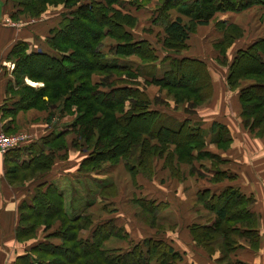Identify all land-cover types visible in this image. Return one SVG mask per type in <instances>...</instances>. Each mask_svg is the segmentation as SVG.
<instances>
[{
    "label": "trees",
    "instance_id": "trees-1",
    "mask_svg": "<svg viewBox=\"0 0 264 264\" xmlns=\"http://www.w3.org/2000/svg\"><path fill=\"white\" fill-rule=\"evenodd\" d=\"M11 1L18 6L17 13L31 17L40 16L49 5L62 4L65 11L61 13L58 26L50 28L45 49L29 52L25 40H17L9 49L7 58L14 63L12 75L16 88L11 90L8 86V91L16 100L12 101L11 108H0L1 116H14L19 110L30 108L50 112L55 109L60 116H73L62 132L49 133L37 142L23 143L4 154V177L9 185L36 182L30 201H22L18 206L16 239L34 238L38 227L47 232L26 253L16 256L13 264H186L183 254L162 238L149 236L131 241L112 218L94 222L90 213L68 216L63 194L53 183L44 180V175L50 170L56 152L67 148L66 134L72 133L71 145L88 152L79 166L83 173L99 170L107 162L117 164L123 160L134 180L138 173L150 176L154 159L160 158L170 175L182 180L186 175L181 165H190L187 174L194 175L193 161L209 158L215 159L207 169L209 175L211 172L210 182L232 180L233 175L219 167V163L226 160L206 150L210 144L223 149L230 145L232 137L228 127L213 122L205 129L189 117L177 118L157 109L153 106L155 99L140 87L142 79L145 84L153 83L174 91L179 97L174 99L175 105L189 101L192 107L197 106L212 95L206 63L198 58L170 54L160 58L158 48L148 39L135 35L133 29L138 19L127 9L124 0ZM149 1L131 0L130 3L142 6ZM157 2L156 21L159 19L163 28L157 44L165 52L173 53L186 49L196 26L208 24L216 12H240L254 5L264 9V0ZM170 9L176 10L178 15L172 18ZM217 28L223 35L214 43L216 59L226 64V51L243 35V30L225 21L217 22ZM242 59L250 61L253 67L238 68ZM158 60L168 62L161 76L154 71L144 72L143 66L152 67ZM247 76L251 81L241 86ZM25 78L43 85H28ZM226 83L230 88H238L244 127L255 136L263 137L264 36L236 50ZM3 131L13 133L7 128ZM112 186L105 185L103 194L107 189L110 193ZM197 201L216 215L207 223H194L189 227L197 245L208 248L217 244L227 256L234 251L238 238L257 239L253 229L256 220L249 210L252 196L228 185L219 194H211L209 189L199 190ZM135 202L151 226L156 220V211L161 212L166 207V203L141 198ZM115 238L127 240V247H108V242Z\"/></svg>",
    "mask_w": 264,
    "mask_h": 264
},
{
    "label": "crops",
    "instance_id": "crops-1",
    "mask_svg": "<svg viewBox=\"0 0 264 264\" xmlns=\"http://www.w3.org/2000/svg\"><path fill=\"white\" fill-rule=\"evenodd\" d=\"M152 1L147 2V4ZM253 8L258 9L261 6L254 5L240 12H245ZM236 13L234 11L216 12L208 24L196 26L195 31L187 41V49L171 53L172 56L198 58L206 63L212 82V95L207 99L209 103H206V105L198 110L199 123L208 129L213 122H219L226 125L230 130L233 143L229 149L214 151L212 148L216 145L213 144L208 145L206 149L212 153L219 154L221 158L226 160L225 163L230 162L226 166L222 164L220 168L227 170L234 178L232 180L225 178L216 183L209 181V184L203 187L199 177L186 175L187 177L182 180L166 184L164 185L165 187L160 186V189L157 187V192L162 194L160 196H162V200L166 203V207L161 212L166 214V217L172 218V225L170 226L169 222L168 226L163 229L162 235H148V230L138 227L137 223L132 220L130 224L125 225L126 228L118 224L126 231L131 241L134 239V241H137L149 236L166 240L183 254L184 263L186 264H264V136L254 137L244 127L240 116L241 106L238 98V89L229 90L226 83L227 66L223 67L224 72L220 73L219 76L216 68L218 64H221L218 63L216 59L217 52L213 48L214 43L223 35L222 30L217 28L220 31H216L213 19H216L217 22L225 21L227 23H233L243 29L239 21L233 17ZM169 14L172 18L178 15L174 9H170ZM4 17H6L5 10L0 6V108L3 106L11 108L12 101L16 100V97H13L11 91H8V86L13 90L16 88V85L14 84L12 75L13 67H11L14 64L7 58L8 51L17 40H25L29 46L34 44L32 39L34 35H37L35 33L37 31L40 32L44 28L47 30L51 26H49L50 23L42 21L39 24L33 25L34 33L22 32L19 27H13L8 24L5 26L3 24ZM183 18L185 20L187 19L186 17ZM207 27L210 28L209 32L215 30L217 34L216 38L211 37V43H207L209 38L205 33L202 35ZM261 35H257L251 40H246L243 35L237 38L226 51L227 62L229 63L233 59L235 51L237 50H234L235 44L239 43V40L242 41L241 38L244 43L239 48H244L256 38L261 37ZM196 36L200 37L201 42L196 40ZM212 43L213 47L210 50L203 45L207 44L209 47ZM158 64L162 65L159 62ZM163 70L162 67V70L156 72V75L161 76ZM25 82L31 85H40V83L32 82L28 78H25ZM242 85H247V82L242 83ZM1 115L2 112H0V131H3V128H7L13 133L20 130L27 132L30 138L24 143L25 145L37 142L41 137L49 133L62 132L64 129H67L66 127L73 119V116L68 115L60 118V116L55 114V109H52L50 112V110L46 109L39 110L30 108L28 110H19L14 116L4 114L2 117ZM72 138V133L66 134L65 140L67 142V148L56 152L50 170L44 175V180L48 181V183H53L58 192L63 194L65 212L68 216L81 214L70 213L73 205L77 203L73 198L78 191H92L90 195L96 196L93 201L87 198V208L95 200H97L98 204L101 202L99 205L100 209H105L104 206L107 204H116L115 198L118 195L119 187L113 179L115 175L112 168L117 167L120 163L111 164L107 162L101 169L89 173L79 171L80 163L87 156L88 152L83 149L79 150L74 148L71 145ZM63 154H66V156L62 157ZM24 158H26V155H24ZM209 176H211V172ZM130 179L132 182L131 177ZM63 183L65 186H68L71 192V195H69L71 199L68 205L66 199L67 187H64ZM35 184L36 182L30 180L22 185H9L4 177V154H0V264H13L16 256L26 253L34 242L42 240L47 233L43 231V227H38L34 238L26 241H18L15 237V229L19 218L18 206L22 201H30ZM107 184H113L110 189L111 192L109 193V189H107V192L103 194V187ZM228 185L236 186L243 194L253 197V202L249 206V210L254 213L256 220L253 229L256 230L257 239L253 238L251 240L245 236L238 238L234 251L224 256L217 244L211 245L208 248L197 245L192 239L189 227L194 223H207L216 216L213 211L208 210L197 201V192L199 190L209 189L211 194H219ZM129 204L132 206L135 205L137 210L140 209L134 197L129 200ZM68 206L70 207V211ZM111 211H115V208ZM116 212L106 211L108 214L105 219H116L117 217H114L116 216ZM90 214L93 215L92 213ZM114 221L115 223L117 222L116 220ZM8 242L11 243V246L7 245ZM115 246L123 247V245Z\"/></svg>",
    "mask_w": 264,
    "mask_h": 264
},
{
    "label": "rangeland",
    "instance_id": "rangeland-1",
    "mask_svg": "<svg viewBox=\"0 0 264 264\" xmlns=\"http://www.w3.org/2000/svg\"><path fill=\"white\" fill-rule=\"evenodd\" d=\"M130 1L131 0H124V4H126L127 9L130 12L134 13L137 16L138 23H137L136 27L133 29L135 35L137 37H140V38L149 39V41L156 48L159 49L160 58H162L166 54L171 55V53H173V52H170V50L168 52H165L166 50L161 49L160 46L157 44V40L161 37V34L163 33L162 22L159 19H158V21H156V19H157L156 16H157L158 12L155 11V9L158 7L157 6L158 0H153L149 4L144 3L142 6L132 5L130 3ZM0 6L4 8L5 13H6V17H4L3 24L5 26H7V24H8V25H11L13 27H19V28H21L22 32L27 31V32L34 33V30L32 28L33 25L39 24L42 21L50 23L49 26H51V27L48 26L49 28L47 30H46V28H44V29L40 30V32L37 31V33H35L37 35H34V34H33L34 36L32 35L33 36L32 41L34 42V44H31L30 46L28 45L29 52L31 50H34V49H45L46 48L45 38L49 35L50 28L58 26L59 21L61 20V13L63 11H65V8L63 7L62 4L49 5L47 7V10L45 12H43L40 16L31 17V16H28L26 14L17 13V10H18L17 7L18 6H16L15 3L11 0H0ZM263 14H264V9L261 7L258 9L253 8V9L247 10L245 12H237L236 14L233 15V17H235L239 21V23L242 25V27H243L242 30L244 32L243 36L246 38V40H251L254 37H256L257 35L259 36L263 33V30H264V15ZM13 15L16 18L13 17ZM213 21L215 22L216 31L217 32L220 31L217 29L216 19H213ZM206 31L209 32L210 28L207 27L204 30V32L202 33V35L205 33V35L209 38L207 43H211L212 42L210 40L211 37L213 36L214 38H216L217 34H216L215 30H212L209 33H207ZM261 36H264V33ZM196 40L198 42H201V39L198 36H196ZM241 40L242 41L239 40V43L235 44L234 50L243 46L242 43H244V41L242 38H241ZM203 45L206 46L208 48V50L212 49V47H213V43H212V45L210 44L209 47L207 46V44L206 45L203 44ZM28 49H27V51H28ZM132 59H137V58L133 57ZM158 62L162 63V65L158 64ZM218 63H220V62H218ZM230 63L231 62H229V63L227 62L226 64L220 63L222 66L219 64L217 65L216 70L219 72V76H220V73L224 72L223 67L227 66V69H228ZM251 64L252 63L250 61H248L247 59H242L238 65V68L242 69V68H245L248 66L253 67ZM167 65H168V62L163 63L161 61H156L152 64V67L148 66V67H150V70L148 69V67H145V66H143V68H144L145 73H148L151 71H154L156 73L159 70H162V67H163V69L165 67H167ZM13 67H14V65H13ZM247 78L248 79L241 81L240 85H242V83H245V82L248 83V81H251V78L249 76H247ZM24 81H25V79H24ZM36 83H40V85L39 84L31 85L29 83H26V84L31 85V86H35V87H40L43 85L42 82H36ZM140 83H141L140 87L145 89L146 94L152 100L155 99L154 101L156 103L153 104V106L155 108L164 110V111L170 113L171 115L176 116L177 118L189 117L191 119V121L199 124L200 118L198 116V110L200 108H202L204 105H206V103L208 104L209 103L208 100H204L202 103H200L194 107H192L190 104H188L189 101H185L182 104L175 105L174 99L179 98V97L177 95H174V91H168L166 88H162L159 85H156L153 83L145 84L142 79L140 80ZM235 89H238V88H230L229 87V90H235ZM11 95L14 96L12 93H11ZM185 95L186 94H184L183 96H185ZM187 97H189V96L187 95L184 98L186 99ZM188 109H190V110H188ZM55 114L60 116L58 113V110L55 111ZM61 117H63V116H60V118ZM135 124H137V122ZM200 127L205 128L203 125H201ZM246 129L248 130V132H250L248 128H246ZM20 131H23V130H20ZM17 132H19V131H17ZM17 132H15V133H17ZM23 132H25V131H23ZM250 133L254 137H257L252 132H250ZM231 137H232V135H231ZM208 139H209V136L207 134V140ZM232 143H233V140L226 149L220 148L218 146H215V147L213 146L212 150H214V151L221 150V149L227 150L231 147ZM213 145H215V144H213ZM208 148H210V147H208ZM0 154H2V153H0ZM216 155L219 156V154H216ZM214 160L215 159L203 158L202 160L193 161V167H194V171H195L194 175L196 177L200 178V181H201L203 187L205 185L209 184V179H208L209 173L207 172L208 171L207 169L209 167L211 168V163L214 162ZM118 163H120V164H118ZM118 163H117L118 164L117 167L116 166L113 168L111 167L112 171L114 172V175H115V176H113L114 177L113 179L115 180V182L117 183V185L119 187L118 195L115 198L116 204H114V203L107 204L105 209H100L99 205L101 202L98 204L97 200H95L93 202V204H91V206H89L87 208V204H86L88 201L87 198H90V201H93L96 198V196H93L92 194L90 195V193H92V191H85V192H83V191L79 192L78 191L77 194H75L76 196H74V198H73V200L77 203H75L73 205V208L71 211H70V207L68 206L70 213L75 214V213H89L90 212L93 214L92 216L94 218V222H98V221H102L105 218H107L106 215L108 213H106V211H110L112 213L117 211L115 213L116 216H114V217H117L116 219L114 218V220L117 221L116 222L117 224L124 226L126 228L125 225L130 224V221L132 220V221L137 223L138 227H140V228L142 227V229L148 230L149 231L148 235H150V234H152L153 236H155L157 234L162 235L163 229H165L168 226V223L170 222L169 225L170 226L172 225L171 224L172 218H168V217H166V214H163L162 212L156 211L157 217H156L154 224L151 226L150 224H148V222H147L148 219H146L147 216L144 212L141 211V208L139 210H137L135 208V205L132 206L129 204V200L132 197H134V199L141 198L143 201H154V203H164V201L162 200V196H160L162 194H160V192L159 193L157 192V187H158V189H160L159 188L160 186L165 187L164 185L177 182L178 179L172 177L170 175L169 170L167 168L163 167V165H162L163 160L160 158L154 159L153 172L150 176L147 177V176H144L142 173H138L135 176V179L132 180V182L130 179L131 176L124 166V161L122 160V161H119ZM215 163H218V162L215 161ZM229 163H230L229 161L227 163H219V167H221L222 164H224L226 166ZM189 167H191V166L190 165L189 166L188 165H181L182 173H184L185 175H188L187 173L189 171ZM64 183H67V182H64ZM64 183H63V186L67 187L66 199H67V205H68L70 202V199H71V196H69V195H71V192H70V189L68 188V186H65ZM79 189L82 190L81 187H79ZM86 190H87V188H86ZM101 201H104V200H101ZM113 208H115V211H111ZM135 210H137V211H135ZM112 213H111V216H112ZM54 227H56V224L54 225ZM53 241L59 242L58 239H53ZM7 245L11 246V243L8 242ZM107 245H109V246L123 245V247H127L128 243H127V240L115 238V239H111ZM12 256H14V255H12Z\"/></svg>",
    "mask_w": 264,
    "mask_h": 264
},
{
    "label": "built area",
    "instance_id": "built-area-1",
    "mask_svg": "<svg viewBox=\"0 0 264 264\" xmlns=\"http://www.w3.org/2000/svg\"><path fill=\"white\" fill-rule=\"evenodd\" d=\"M13 67V65H11ZM30 135L26 132L19 131L17 133H5L0 131V153L5 154L9 149L22 145L28 141Z\"/></svg>",
    "mask_w": 264,
    "mask_h": 264
}]
</instances>
